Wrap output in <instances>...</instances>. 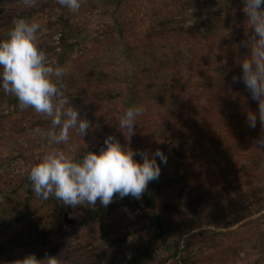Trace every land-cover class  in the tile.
<instances>
[{"label": "rangeland", "instance_id": "obj_1", "mask_svg": "<svg viewBox=\"0 0 264 264\" xmlns=\"http://www.w3.org/2000/svg\"><path fill=\"white\" fill-rule=\"evenodd\" d=\"M190 1L195 5L207 0ZM237 2L232 17L245 15L243 0ZM188 8L185 0H82L79 12L72 13L57 0H38L31 8H25L22 0H0V40L7 38L16 19L35 20L42 26L40 48L65 68L63 84L72 88L66 95L92 128L84 139L73 130L66 145L54 147L82 155L99 151L105 138L112 135L139 152L160 149L167 155V163H161L167 185L159 196L161 215L165 214L164 201L173 193L188 202L186 210L191 214L202 185L213 184L222 190L231 183L238 194L256 189L252 199L235 206L238 221L234 225L203 223L193 229L183 225L173 229L149 264H263L264 149L257 147V140L264 130L259 120L254 129L248 127L247 111L258 110L259 104L243 82L233 81V76L241 75L240 61L251 49L241 53L233 48L230 27L235 23L225 22L231 31L220 39L214 33L218 23L211 22L217 15ZM166 12H174L183 26L189 21L201 25L210 21L212 26L199 25L204 38L200 41L186 39L194 57L171 72L179 78L176 83L182 89L178 93L183 94L169 98L163 106L162 101L145 98L139 103L145 112L129 139L118 128L119 117L127 108L117 96L127 93V84L113 81L104 86L92 77L84 79V72L79 71L82 64L104 57L110 47L130 45L142 52L160 42V22ZM234 30L248 32V37L253 32L246 21ZM114 56L110 55L111 62L117 63ZM77 78L80 84L74 87ZM173 101H178L176 113H166V105ZM17 102L0 89V116H7L0 123V264H21L30 254L38 256L46 248L43 240L60 246L54 255L60 256L62 264H99L123 256L133 243L145 244L152 233L139 217L140 211L129 204V196L120 199L116 195L107 207L98 199L95 208H56L49 199L37 200L35 193L21 187L28 180L30 167L50 150L46 137L34 134V129L47 132L51 122L31 108L22 110ZM27 202L30 210L25 207ZM103 208L111 210L104 221L108 235L104 236L98 222L77 224L89 212Z\"/></svg>", "mask_w": 264, "mask_h": 264}, {"label": "clouds", "instance_id": "obj_2", "mask_svg": "<svg viewBox=\"0 0 264 264\" xmlns=\"http://www.w3.org/2000/svg\"><path fill=\"white\" fill-rule=\"evenodd\" d=\"M22 3L25 8H31L38 0H22ZM57 3L72 13H78L82 7V0H57ZM243 3L246 26L253 32L242 45L251 51L240 61L241 75L233 76V81L243 82L259 104L258 110L247 111L248 127L254 129L259 120L264 130V0H243ZM194 23L189 21L185 28ZM41 32L40 23L19 18L7 38L0 40V89L16 97L22 110L31 108L51 122L47 132L34 129V134L46 137L50 150L28 170L31 190L41 199L55 197L72 208L80 205L95 208L98 199L107 207L116 195L120 199L127 196L140 199L148 184L159 178L161 163H167L162 150L139 152L122 145L112 135L105 138L99 151H84L82 155L54 147L66 145L73 130L84 139L92 125L64 91L65 68L40 48ZM144 112L143 105H133L119 117L118 128L125 137L130 139L135 134V125ZM257 147L264 149V135L258 138ZM137 156L141 158L136 159ZM20 261L21 264H62L60 256L55 255L39 259L30 254Z\"/></svg>", "mask_w": 264, "mask_h": 264}, {"label": "trees", "instance_id": "obj_3", "mask_svg": "<svg viewBox=\"0 0 264 264\" xmlns=\"http://www.w3.org/2000/svg\"><path fill=\"white\" fill-rule=\"evenodd\" d=\"M232 1L231 3L230 1L219 2L218 0H207L192 5L193 3L190 0H185V6L187 8L194 7V10L202 12L203 15L206 12L217 15L218 18L211 22L218 23L214 33L220 39L229 35L228 31L230 29H227L228 24L225 22H228L230 25L235 23L234 26L230 27L233 33L231 44L233 48L238 51L240 50L241 53H245L249 48L244 47L242 41L249 37L240 30L234 29L237 25L239 26L246 21L247 17L246 15L239 14L234 17L231 16L232 6L238 3L237 0ZM173 13L166 12L164 14V20L160 22V42H153L150 44V47L142 52L135 51L130 45L122 48L110 47L104 57L82 64L79 73L84 72V79L92 77L96 81L99 80L104 86H106L105 84L113 83V81L126 83L128 88L127 93H124L122 90L123 93L117 96L118 98H122L126 108L139 105L145 98H150L152 101L155 100L156 103L162 101L163 106L164 102L169 98H174V96L179 95L181 92L183 94V91L178 93L182 89L180 83H176L179 78H175V75L171 74V72L184 67L187 65L188 60L194 57V50L189 46L188 40L186 39L188 37L192 39L196 37L200 41L204 38H202V31L199 30L200 23H195L194 26L187 29L181 24L180 20L174 18ZM211 22L207 21L206 24L201 26H212ZM206 34L207 31H205L204 35ZM204 37L206 38V36ZM167 43H169V46H164ZM111 54L115 55L114 57H116L117 63L114 61L111 62ZM118 62H120L119 65ZM115 71L116 73L114 74ZM79 80L77 78L74 87L79 86ZM71 89L70 86L64 85L65 93ZM81 100L83 103L86 102L84 96ZM175 107H178V101L167 104L165 112L176 113V110H174L176 109ZM6 117V115H1L0 123L5 121ZM136 159L140 158L137 156ZM165 181L163 178V170H161L159 178L148 184L147 189L140 199H135L131 196L128 197V202L131 207L134 210L140 211L139 217L146 223V228L150 230L152 236L145 241V244L139 241L138 243L129 245L128 250L123 252V256H115L107 261H101L99 264H149L157 258V248L165 241L163 239L165 235L173 229L182 227V225L193 229L196 225L203 223L223 226L234 225L238 221L235 206L242 200L249 201L257 194L254 188L249 189L250 192H248L249 190H238L240 193H235V187L233 186V189L230 187L231 183L226 188L223 187L224 189L222 190L214 188L213 184L211 186L202 185L201 190L198 189L199 196L195 200V208L190 210L192 212L191 214L188 213L189 210H186L188 202L182 200L181 194L173 193L164 201L165 214L161 215L159 211L163 208L160 209L158 206L159 196L164 192V188H167ZM21 187L26 188L29 193H34L31 190V182L27 178L21 184ZM36 198L37 200L41 199L39 197ZM41 200L44 201V199ZM49 200L56 208L64 205L61 201L56 200L55 197H50ZM25 207L27 210H30V202H27ZM110 212L111 210L105 208L97 212H89L77 224L85 225L91 221L98 222L103 230L104 236L108 235L109 231L106 229V223L104 221H106L105 219ZM172 219L176 222H173ZM42 243L46 248L38 254L37 257L39 259H43L48 255H54L60 251L59 245H51L45 240Z\"/></svg>", "mask_w": 264, "mask_h": 264}]
</instances>
